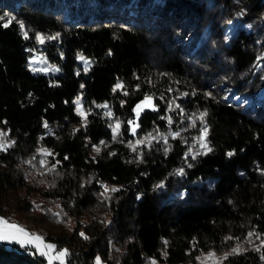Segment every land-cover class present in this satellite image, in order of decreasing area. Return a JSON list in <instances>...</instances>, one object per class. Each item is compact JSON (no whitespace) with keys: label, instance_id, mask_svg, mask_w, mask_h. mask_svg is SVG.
Wrapping results in <instances>:
<instances>
[{"label":"trees","instance_id":"1","mask_svg":"<svg viewBox=\"0 0 264 264\" xmlns=\"http://www.w3.org/2000/svg\"><path fill=\"white\" fill-rule=\"evenodd\" d=\"M131 9L137 17L125 20ZM4 13L15 19L8 27L7 17L0 20V128L15 145L0 153L1 217L28 230L46 223L43 237L67 249L74 264L97 257L101 264H191L199 253L221 257L238 243L246 251L223 264H264L252 250L260 241L245 242L249 231L264 234V0H0ZM37 34H59L40 44L59 72L29 67ZM81 56L91 62L87 70ZM118 81L129 95L113 93ZM145 93L165 100L155 99L159 111L141 113L133 136L127 122ZM77 95L94 113L87 127L74 109ZM175 97L187 116L207 111L213 150L185 160L197 121L182 132L187 144L169 138L167 155L161 142L134 162L128 142L157 127L167 132L162 116H172L173 131L186 127L179 109L167 111ZM105 102L113 121L95 106ZM117 118L122 135L113 141L108 124ZM40 147L55 154L50 164L60 161L56 172L41 175L39 157L26 163ZM180 168L183 176L175 174ZM101 185L120 191L105 200ZM34 252L0 242V264H45Z\"/></svg>","mask_w":264,"mask_h":264},{"label":"snow or ice","instance_id":"2","mask_svg":"<svg viewBox=\"0 0 264 264\" xmlns=\"http://www.w3.org/2000/svg\"><path fill=\"white\" fill-rule=\"evenodd\" d=\"M5 17H7V22L3 24V27H8L10 23L15 19L14 17L8 16L7 13H4L3 16H0V20H4ZM21 30L23 31L25 29V25L20 22L19 24ZM59 34H56L55 36H43L41 34L36 35V40L38 43L43 44L46 40H54L57 39ZM24 37L28 38L27 31H24ZM80 59L85 64V70H87L88 67H90V61L86 60L84 57H80ZM259 59V58H258ZM45 61L43 58H34L31 63H44ZM33 71H37L38 69L33 68ZM53 71H59V69H53ZM166 75V74H162ZM138 79V77H137ZM264 79V77H262ZM148 83H151V81H148ZM83 87V85H81ZM140 85L136 86V91H139ZM118 90L122 91V94L127 96L129 95V92L127 91L126 86L122 81H118L116 85L113 87L112 91L113 93L117 92ZM169 92L173 91L171 88L168 90ZM181 96H186L188 93H180ZM207 95V94H206ZM179 97H175L173 99L167 100V111L168 112H174L177 109H179V115L181 117L180 124L183 125L184 121L187 120L186 127H180L178 126L175 131L172 130L173 125V118L170 115L162 116L161 119L167 121L168 125V131L167 132H161L159 128L157 127L154 129V132L147 133L143 138H138L133 143L132 141H129L127 144V147L134 153L137 154V158L134 162L136 163H142L143 162V151H141L142 148L146 147L148 149H151L154 144L163 143L164 144V154L167 155L168 152L171 150V144H169V138L175 140L180 139L182 143L187 144V139L182 136V132L188 131L190 129L197 127V121H199V124L201 125L199 127V134L196 136L191 137L193 143L188 145V149L185 152L184 158L187 161L188 157H191L192 160H195L200 155H206L208 152H211L213 149L211 148L209 141H208V134L209 129L205 121V117L207 116V111L199 112L198 114H192L191 116H187L185 114L184 109L180 107L179 104L176 103V100ZM155 99L165 100V97L163 94L160 97H154V95H150L145 93L142 100H140L135 107L133 108V112L135 114V119L129 120L127 123L129 125V131L131 135L136 136L137 135V129L140 127L139 124V118L141 116V113H143L145 110H151V111H159V108L157 104L155 103ZM73 103L76 106V112L77 115L81 117L82 123L84 127H87V117L89 115L94 114L92 112V109H85L83 107L82 97H77ZM95 103V102H93ZM124 101H121V106H123ZM97 108H103L106 109L104 112V117L107 118L109 121H113V113L111 109L109 108V105L105 102L104 104H96ZM44 127L48 129L49 134L52 133V130L49 128L48 123L45 122ZM108 127L111 129L112 132V139L113 141H118L122 135L121 133V121L117 118L114 122H110L108 124ZM78 131V129L74 130L73 134ZM7 133L6 132H0V153L7 152L10 148H12L15 145V141L7 140ZM101 145H105V141H100ZM106 146V145H105ZM94 150L99 153L100 147L99 146H93ZM234 153L229 152L227 153L228 156H232ZM110 155H115V153H110ZM38 159V165L40 169H44L43 172H40L41 175H47L48 173L56 172L57 166L60 164L59 160H56L55 163H49L48 157H52L53 160H55V154L52 152V150L46 148V147H40L37 149L36 155L32 157L31 160L26 161V163L33 165V161H37ZM65 160L68 159L67 156L64 157ZM133 161H129V163H132ZM35 166V165H33ZM192 165L189 164L188 167H191ZM59 175V173H56ZM176 175L183 176L184 169L180 168L176 170ZM55 186L54 184L52 185ZM104 189V191L101 193V196L104 197L105 200L111 199V193H116L120 191V188L117 187H109L108 185H101ZM156 188H162L164 187L163 183L156 185ZM39 208V206H36ZM59 208L60 206L57 205ZM51 212V210H48ZM62 211V209H61ZM53 216L59 217L60 213H52ZM57 222H60L59 220ZM80 235L84 239H88L87 236L84 235L83 232L80 233ZM253 238L256 240H259V245H256L252 250L256 251L258 253H261L260 259L264 260V234L256 232L255 230L249 231L247 233V236L245 237L246 243H253ZM234 239L233 237H225V240H231ZM236 240H239L238 237L235 238ZM0 241H4L7 243H16L19 244L22 248L26 246H30V248L35 249L34 255H39L41 257H44L47 264H66V259L70 255L67 249H58L57 245L54 243H50L45 241V239L35 233H30L27 231L24 227L21 225L11 222L9 219L5 217H0ZM167 242H165L166 244ZM246 249L241 245L237 244L235 248H232L230 252L224 253L223 256L217 257L216 253L213 251H209L206 255H203V257H197L198 260L201 261V264H223L224 261H226L230 256H236L242 254ZM163 255H167V253H163ZM96 264H101L100 258H96ZM152 264H156L155 260L152 261Z\"/></svg>","mask_w":264,"mask_h":264},{"label":"rangeland","instance_id":"3","mask_svg":"<svg viewBox=\"0 0 264 264\" xmlns=\"http://www.w3.org/2000/svg\"><path fill=\"white\" fill-rule=\"evenodd\" d=\"M154 2H160V0H154ZM102 6H95V9H101ZM106 7V6H105ZM133 9H134V6L132 5L131 6ZM131 9L130 11H132V13H127V12H123L122 13V16H124L125 18V15H127L128 17H132L133 14L135 15L134 17H137V14L136 12H134V10ZM125 11V9H124ZM126 20V18H125ZM31 51H32V54H31V57L29 58L28 60V65L31 69L35 68V69H38L37 71H51V72H54V73H57L59 71H53V69H59L56 65H53L51 64V62H49V58L47 57V55L45 54L44 51H42L40 49V43H38V41L36 40V36L34 37V39L31 41ZM34 58H43V60L45 61L44 63H31V61H33ZM77 97H80V95H77L73 98V101L77 98ZM139 102V101H138ZM137 102V103H138ZM135 103V105L137 104ZM74 104V103H73ZM135 105L133 106V108L135 107ZM74 109L76 111V106L74 104ZM132 112H133V109H132ZM81 118V117H80ZM133 118L135 119V114L133 112ZM82 121V120H81ZM0 132H6L4 130H2L0 128ZM7 140H9L7 137H6ZM136 139H134L132 142L134 143ZM92 152H96L94 150V147L92 148ZM1 217V216H0ZM21 221H23V219H20ZM23 227V226H22ZM46 223L43 224V223H38L36 224V226H34V228H31L30 230L26 229L27 231H29L30 233H35L41 237H43L45 234H46V231H47V228H46ZM55 227V226H54ZM44 238V237H43ZM45 239V238H44ZM45 241L47 242H50L52 243V241L48 240V239H45ZM1 243H3L5 246H8L10 245V243H7V242H4V241H0ZM19 245V244H18ZM30 247V246H29ZM33 249V248H32ZM58 249H64V248H58ZM35 251V249H33ZM208 252H203V253H199L198 255H196L195 257V261L191 264H201V261L197 259V257H203V255H206ZM217 257H220V254H217L216 255ZM44 258V257H43ZM44 261H45V264H47L45 258H44ZM66 264H74L72 262H68L67 259H66ZM210 264V262H209Z\"/></svg>","mask_w":264,"mask_h":264}]
</instances>
